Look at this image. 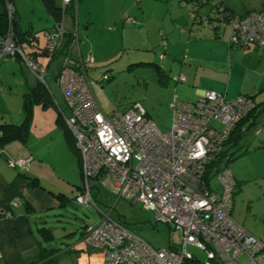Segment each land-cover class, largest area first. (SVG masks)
Masks as SVG:
<instances>
[{"label":"built area","instance_id":"obj_1","mask_svg":"<svg viewBox=\"0 0 264 264\" xmlns=\"http://www.w3.org/2000/svg\"><path fill=\"white\" fill-rule=\"evenodd\" d=\"M61 1L66 8L72 0ZM5 6L8 30L0 37V60L15 58L44 84L46 66L14 34L13 2L5 0ZM123 18L133 21L127 14ZM230 27V43L254 44L264 52V10L248 12ZM44 36L48 61L63 57L55 82L66 109L64 124L80 161L82 185L75 202L97 208L91 190L102 187L152 211L155 221L181 234L179 248H154L108 213L102 214L97 223L85 226L82 235L88 245L104 251L101 264H199L189 246L205 253L204 264H240L241 257L245 264H264V241L232 217L236 183L231 171L226 166L214 172L218 188L204 178L235 125L255 107L254 97L230 98L212 89L203 90L194 101L174 96L169 130L161 131L138 102L123 111L113 105L108 111L100 107L87 74L93 57L71 53L76 30L66 33L60 19ZM182 79V74L174 78ZM29 160L9 165L24 168Z\"/></svg>","mask_w":264,"mask_h":264},{"label":"crops","instance_id":"obj_2","mask_svg":"<svg viewBox=\"0 0 264 264\" xmlns=\"http://www.w3.org/2000/svg\"><path fill=\"white\" fill-rule=\"evenodd\" d=\"M11 1L15 6L14 0ZM80 1L71 10L69 26L64 27L66 33L77 32V42L71 47L73 55L79 53L84 56L80 39L92 46L94 38L90 34L91 27L119 34L118 48L104 56L103 52L97 56L95 54L94 62L115 59L123 47L134 52L136 49L151 51L147 53L150 59L157 57L161 66L152 61L140 64L153 66L163 77H167L160 82L163 88L161 96L167 98L168 108L174 96L180 100L194 101L205 89L223 92L230 98L255 94V101L260 104L256 126L264 124V52L254 44L238 46L230 43V23L248 12L264 8V0H242L240 5H234L231 0H209L202 4L196 0H95L98 8L94 9L87 1L82 2L84 12L78 5ZM215 4L226 7L232 14L231 22L216 20ZM15 10L18 14L16 6ZM192 12L195 16H192ZM65 14L64 8L61 17L63 26ZM125 14L133 21H125ZM204 16L215 19L199 21ZM49 17L53 25L54 19ZM33 27V22H30L27 30L36 39L28 46L29 51L35 52L38 61L47 67L51 61L44 52V33L51 26L40 30ZM18 30L27 31H22L19 26ZM40 31L44 36L41 45ZM180 74L183 79L175 81L174 78ZM53 79L55 81V75ZM44 85L49 99L42 104L34 99L28 105L25 141L0 145V264H29L38 254H46L50 250L53 251L34 264H101L104 251L91 247L82 238L83 226L88 224L86 221L78 231L77 240L72 229L64 228V236L69 239H64L60 244H52L57 238L53 232L50 241H42L37 233V229L44 226L50 216L56 218L60 227L65 217L79 219L74 212L76 205H79L74 196L82 185L78 157L66 139L68 129L63 119L66 109L59 89L58 100L46 81ZM23 104L18 116L2 114L0 122L21 123L26 115ZM257 130L259 132L255 138H242L238 145L226 146V149L230 152L231 148L244 147L238 167L232 171L235 187L240 186L236 200L233 196L236 210L235 214L232 211V217L264 241V133L260 128ZM27 158L30 160L24 168L9 165V162ZM213 187L219 186L216 184ZM92 189H95V193L92 190L91 193L99 210L100 190L98 186ZM16 199L19 202L14 205ZM246 203L249 210H243ZM101 216L99 210L97 218Z\"/></svg>","mask_w":264,"mask_h":264},{"label":"rangeland","instance_id":"obj_3","mask_svg":"<svg viewBox=\"0 0 264 264\" xmlns=\"http://www.w3.org/2000/svg\"><path fill=\"white\" fill-rule=\"evenodd\" d=\"M84 1H87L86 3L90 5L92 9L95 7L98 8V4L95 0H81L78 5L82 12H84V4L82 3ZM231 1L234 5H240L242 0ZM243 1L246 2L247 0ZM14 3L18 12V14H16L17 23L22 31L27 30L30 22H33L34 30H40L52 26V20L40 4L39 0H14ZM56 4L57 6L62 7L60 0H56ZM70 14L71 9L68 8L64 15V27L69 26ZM89 30L94 38L93 44H91L92 46L90 47V44L88 45V43H86L87 41L80 39L82 41L80 47L84 56L89 54L93 57L95 54L97 56L102 52L104 56L118 48L117 44L120 42L119 34L117 35L112 32H107L98 27H91ZM38 34L41 45L44 36L41 31L38 32ZM104 44L106 45L102 46ZM100 46H102V48ZM24 47L26 51L29 50L28 46ZM102 49L104 51H102ZM135 51L136 52L132 49H126L123 47L115 59L105 60L100 63L97 61L90 64L87 74L91 89L98 104L104 111H107L110 108V105L123 111L134 102H138L144 107L148 117L154 121L159 130L168 131L171 123V111L170 108L166 106L167 98L161 96L163 88L161 87L162 85L160 82V80H165L167 77H163V75L158 73L157 69L153 66L140 64V62L152 61L161 66L160 60H158L157 57H154L155 59H150L149 54L147 53L151 51L143 52L142 49H136ZM62 58L61 55H57L53 58L46 67L45 73V81L48 88L58 100L59 92L56 82L53 79V75H55ZM107 77H111V79L108 80ZM33 85L34 87H42L44 91L47 92L45 85L40 83L37 78L27 70V67L22 65L18 60L13 57L1 59L0 115L12 114V116H18V114H20L21 105L27 94L30 92V87ZM12 120H14L13 117ZM258 128L262 129V133H264V124H259L255 128L249 129L243 138L245 140L255 138L258 136L256 135V130ZM243 150V146L240 148H231L229 150L232 152V155L230 161L227 163V167L231 173L238 167L237 165L242 158ZM210 180L211 184L216 186L217 182L215 178L212 177ZM239 187L237 186L234 189L235 200L237 195H239ZM98 188L100 190L99 200H101L99 210L102 214L108 213L112 218L125 222L127 228L135 232L154 248L168 249L170 244L174 248L180 247L181 234L179 230L155 221L153 212L142 209L139 204H134L131 201L117 198L106 189L102 187ZM94 190L95 189H92L93 194L95 193ZM76 206L77 208L74 212L79 219L73 216H71V218L65 217L63 223H61V227L57 224V220L53 216L47 218L44 226L50 228L53 234L57 237L52 244H60L64 239H69L64 236L66 234L64 228L67 230H74L75 239L77 240L79 234L78 231L81 229L83 221L88 222V224H95L99 221V218H97L99 210L95 207L82 205ZM247 206L248 204L246 203L245 206H243V210H249V206ZM235 210V207H232L233 214H235ZM188 249L199 261V264L205 263L206 256L203 251L192 246H189ZM239 263L245 264V258L241 257ZM209 264L220 263L213 261Z\"/></svg>","mask_w":264,"mask_h":264},{"label":"trees","instance_id":"obj_4","mask_svg":"<svg viewBox=\"0 0 264 264\" xmlns=\"http://www.w3.org/2000/svg\"><path fill=\"white\" fill-rule=\"evenodd\" d=\"M9 1H11V0H9ZM39 1L41 3L42 7L44 8V10L52 17V19H54V23L61 19V17L64 14V8L57 6L56 0H39ZM78 1L79 0H72L71 3H69L68 7L65 8V10H67L68 8H70L72 10L74 8V5ZM196 1H198V4H200V3L202 4V3L208 2L209 0H196ZM215 6H216L215 13L217 14L215 17H216L217 21H224V22H231L232 21L231 20L232 14L229 13V11L226 9L225 6L218 5V4L217 5L215 4ZM262 10H264V8L257 10V11L260 12ZM194 12H195V10H194ZM204 17L206 18V21H203V18L201 20L199 19V21L208 22V21H211L212 18L215 19V17L210 18V16H204ZM243 17H241V18H243ZM50 28L45 30V32L48 31ZM7 30H8V17H7V11H6V6H5V0H0V37H3L7 33ZM13 32L15 35H17L19 37L18 39L22 43L23 47L32 45L33 41L36 39V37H33L32 33L29 30H27L25 32H21V31L19 32L16 18H14V21H13ZM246 45H248V44H246ZM158 73H160V72H158ZM107 79L110 80L111 77H107ZM251 95L255 99V94H251ZM34 99L35 100L37 99L36 100L37 103L42 104L44 102H47L49 98H48L46 92L44 91V89L42 87H39V86L38 87H32L30 89V92L27 94L26 98L23 101V103H24L23 106H24V109L26 111V115H25L23 121L19 124L0 122V145L1 146L5 145L11 141H20V142L25 141L26 132L28 129V118H29L28 113H27V107H28V105L31 104V102L35 101ZM259 105L260 104H258L255 101V107L248 113V115H246L243 119H241L235 125V127L231 131L229 137L225 141V143L223 145V149L209 163V165L207 166V169H206L205 177H204L207 182L210 181V179L213 177L214 172L217 169H220L222 167H226L228 161H230L232 152H228L226 149V146L235 147L236 145H238L239 141H241V139L245 135L246 131H248L251 128H255L256 122H257V115L260 112ZM262 106H264V104H262ZM262 108H264V107H262ZM66 139H67V143H68L69 147L74 152V154L77 155L78 160H79L78 152L75 149L74 138L72 137V134L68 130H67V134H66ZM224 159H225V161H224ZM79 164H80V161H79ZM97 208H98V206H97ZM121 223H123L124 225L126 224L125 222H121ZM87 225H91V224H87ZM85 226L86 225L83 226V230H84ZM83 230H82V233H83ZM37 233H38V236L42 239V241H50L53 238V234H52L51 229L46 227V226H40L37 229ZM51 251H53V250H50V252L46 253V254H42V253L38 254L37 257H35V259H33V261L29 264H34V263L38 262L42 258L49 255L51 253Z\"/></svg>","mask_w":264,"mask_h":264},{"label":"bare ground","instance_id":"obj_5","mask_svg":"<svg viewBox=\"0 0 264 264\" xmlns=\"http://www.w3.org/2000/svg\"><path fill=\"white\" fill-rule=\"evenodd\" d=\"M94 94V93H93ZM95 97V96H94Z\"/></svg>","mask_w":264,"mask_h":264},{"label":"clouds","instance_id":"obj_6","mask_svg":"<svg viewBox=\"0 0 264 264\" xmlns=\"http://www.w3.org/2000/svg\"><path fill=\"white\" fill-rule=\"evenodd\" d=\"M62 6V5H61Z\"/></svg>","mask_w":264,"mask_h":264}]
</instances>
